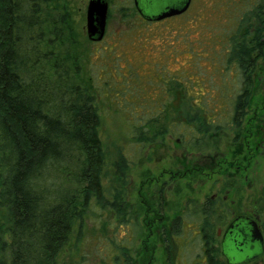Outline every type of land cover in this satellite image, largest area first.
Returning <instances> with one entry per match:
<instances>
[{
  "label": "trees",
  "instance_id": "obj_1",
  "mask_svg": "<svg viewBox=\"0 0 264 264\" xmlns=\"http://www.w3.org/2000/svg\"><path fill=\"white\" fill-rule=\"evenodd\" d=\"M255 2L231 35L229 62L252 50L236 35L249 34L253 20L264 29V0ZM75 37L67 0H0V264H55L92 199L105 207L112 196L121 217L128 162L119 146L110 156L100 137L95 90L83 78ZM262 48L257 41L258 55ZM176 85L187 99V88ZM189 108H177L176 123L166 112L146 120L136 142L154 143L172 127L203 132Z\"/></svg>",
  "mask_w": 264,
  "mask_h": 264
},
{
  "label": "rangeland",
  "instance_id": "obj_2",
  "mask_svg": "<svg viewBox=\"0 0 264 264\" xmlns=\"http://www.w3.org/2000/svg\"><path fill=\"white\" fill-rule=\"evenodd\" d=\"M107 1L104 37L93 42L87 38L85 28L88 0H67L72 11L76 33L74 46L80 56L83 78L90 79L95 90L101 118L100 137L109 147L110 156L113 157L119 146L129 164L126 200L132 206L131 210H137L145 199L141 195L151 190L149 196L145 195L153 203V190L160 183L154 180H168L174 172V178L178 179L170 181L168 190L165 188L164 191L167 206L178 196H192L194 190L192 194L188 193L186 187L182 189L184 185L189 189L197 187L198 191H194L192 197L199 199L208 184L201 180L212 169L208 156L218 158L223 152L229 160L231 149L227 153V147H235V142L236 145L239 142L233 141L235 129L225 123L238 87L237 71L226 63L227 38L234 33L240 18L255 0H193L184 14L160 21L142 20L135 10L134 0ZM170 3L147 8L146 12L154 13ZM263 67L264 60L261 61ZM177 82L190 87L189 93L196 102L200 98L210 102L215 100L216 122H220L223 129L208 139H202L199 134L188 139L177 135L182 127H172L175 130L173 136H179L181 141L163 136L162 140L152 144L136 142L139 125L162 116L163 108L168 112L170 106L164 102L170 98L167 89ZM261 89L262 84L258 83V94ZM173 96L178 98V92L175 91ZM251 114L252 111L250 117ZM259 120L260 117L257 123ZM184 171L187 174L181 175ZM216 177L224 179L226 175L222 173ZM249 191L246 186L245 194ZM141 229V224L139 227L132 223L127 225L116 218L109 205L101 207L92 199L81 228L77 223L73 225L55 255V264H121V248L133 246L132 249H138Z\"/></svg>",
  "mask_w": 264,
  "mask_h": 264
},
{
  "label": "flooded vegetation",
  "instance_id": "obj_3",
  "mask_svg": "<svg viewBox=\"0 0 264 264\" xmlns=\"http://www.w3.org/2000/svg\"><path fill=\"white\" fill-rule=\"evenodd\" d=\"M251 5H256V2ZM182 14L184 12L179 15ZM142 20L152 21L145 18ZM251 23L249 34H238L235 37L251 42L252 50L239 51V60H226L237 71L235 78L238 86L227 110L229 117L225 120L228 127L235 129L233 141L239 140L237 145L235 142V147H227V153L231 149V159L223 156V152L218 158L208 156L212 169L201 180L208 183L201 198L192 197L194 191H198L197 187L189 189L184 185L182 189L186 187L188 193L192 194L194 190L192 196H178L167 206L164 191L165 188L168 190L170 181L178 179L174 178V172L168 180H154L155 183L160 182L156 184L157 189L153 190L155 201H148L145 194L149 196L151 190H147L141 195L145 199L137 210H131L132 206L126 200L128 164L123 173L120 219L127 225L132 223L139 227L141 224L142 229L138 236V249H132L133 246L121 248V264H264V67L261 68V61L264 60V29L257 26L254 20ZM231 38H227L228 42ZM257 41L263 43L261 55L256 50ZM258 83L262 84L259 94L256 91ZM189 88L185 91L187 99L183 100L179 98V93L178 98H174V92H178L177 85L170 84L167 89L171 91L170 98L164 101L170 108L168 112L163 108L161 113H170V121L176 123L177 108L181 104L189 105L192 115L195 110L200 114L196 118L202 119L204 131H196L194 125H191L192 130L179 133V136L191 139L199 134L202 139H208L211 134H217L223 129L220 122H216L218 110L215 100L210 102L207 98H200L196 102ZM251 111L252 117L249 116ZM258 117L260 120L257 123ZM161 136L157 140L169 136L174 137L176 142L179 139L181 141L179 136L175 137L171 132ZM184 173L186 175L187 171L181 172V175ZM222 173L226 175L224 179L216 177ZM246 186L250 190L249 194L244 192ZM108 199L107 205L117 218L118 212L114 205L116 200L112 196Z\"/></svg>",
  "mask_w": 264,
  "mask_h": 264
},
{
  "label": "water",
  "instance_id": "obj_4",
  "mask_svg": "<svg viewBox=\"0 0 264 264\" xmlns=\"http://www.w3.org/2000/svg\"><path fill=\"white\" fill-rule=\"evenodd\" d=\"M154 13L146 12L147 8H158ZM137 12L147 20H161L185 12L190 0H134ZM108 13L107 0H88L86 7V35L90 41H100L105 34Z\"/></svg>",
  "mask_w": 264,
  "mask_h": 264
}]
</instances>
